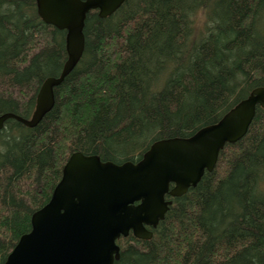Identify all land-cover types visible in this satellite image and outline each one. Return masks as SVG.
<instances>
[{
  "label": "trees",
  "instance_id": "16d2710c",
  "mask_svg": "<svg viewBox=\"0 0 264 264\" xmlns=\"http://www.w3.org/2000/svg\"><path fill=\"white\" fill-rule=\"evenodd\" d=\"M84 35L52 111L34 129L9 120L0 132V264L72 154L136 163L264 87V0H126L107 19L91 12ZM66 60V32L42 21L36 0H0V115L30 119ZM167 199L153 238H121L115 264H264V110L196 188Z\"/></svg>",
  "mask_w": 264,
  "mask_h": 264
},
{
  "label": "water",
  "instance_id": "95a60500",
  "mask_svg": "<svg viewBox=\"0 0 264 264\" xmlns=\"http://www.w3.org/2000/svg\"><path fill=\"white\" fill-rule=\"evenodd\" d=\"M126 0H36L42 21L66 32L67 60L58 77H49L37 96L30 119L0 115V132L9 120L36 128L55 105V89L80 63L86 47L85 24L91 12L113 16ZM258 107L264 110V87L251 92L216 124L189 138L160 140L142 159L116 164L97 155L74 153L62 171L50 201L31 217L5 264H115L118 241L131 234L150 241L166 218L172 200L196 188L212 173L221 152L249 132Z\"/></svg>",
  "mask_w": 264,
  "mask_h": 264
},
{
  "label": "bare ground",
  "instance_id": "6f19581e",
  "mask_svg": "<svg viewBox=\"0 0 264 264\" xmlns=\"http://www.w3.org/2000/svg\"><path fill=\"white\" fill-rule=\"evenodd\" d=\"M42 87V86H41Z\"/></svg>",
  "mask_w": 264,
  "mask_h": 264
}]
</instances>
